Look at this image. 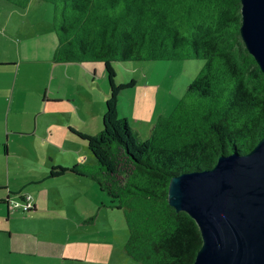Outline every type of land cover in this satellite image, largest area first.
<instances>
[{
    "label": "trees",
    "instance_id": "trees-1",
    "mask_svg": "<svg viewBox=\"0 0 264 264\" xmlns=\"http://www.w3.org/2000/svg\"><path fill=\"white\" fill-rule=\"evenodd\" d=\"M7 1L21 8L30 2ZM43 1L53 5V60L102 61L112 87L102 130L77 131L96 164L70 170L95 180L107 206L123 210L129 255L144 264H193L201 231L169 204L170 178L210 168L223 153L247 152L264 136V73L240 34L241 0ZM192 58L205 59L201 71L140 138L119 115L110 62ZM63 172L53 168L50 175Z\"/></svg>",
    "mask_w": 264,
    "mask_h": 264
},
{
    "label": "crops",
    "instance_id": "crops-1",
    "mask_svg": "<svg viewBox=\"0 0 264 264\" xmlns=\"http://www.w3.org/2000/svg\"><path fill=\"white\" fill-rule=\"evenodd\" d=\"M52 12V7L43 0H30L25 8L0 0V204L5 206V223L9 221L10 210L13 211L11 199L21 202L25 195L31 194L30 183L40 184L48 178L63 177L71 184L72 206L82 212L91 211L88 218L94 216L95 205L107 206L109 203V196L95 180L73 170L50 177L48 174L14 176L15 149L30 147L27 136L40 135L42 141L60 149L61 162L53 164L72 167L76 163L87 164L78 154L84 151L88 142L77 131L94 134L103 128L106 100L110 95L108 85L103 82L106 75L96 63L53 60L58 37ZM33 78L35 80L31 82ZM30 89L38 96L36 104L32 105V115ZM118 98V107L122 105V115L128 119L129 108L124 104V98ZM178 100L170 104L167 100L157 101L155 114L147 121L135 118L151 125L148 137L156 118L163 114L159 104L165 105L164 109L170 113ZM49 105L58 107L56 117L41 118ZM134 106L132 102V113ZM88 150L93 155L89 146ZM82 158L87 159V154ZM95 160L87 165L96 164ZM39 210L38 202L33 201V207L28 211ZM2 219L0 215V221Z\"/></svg>",
    "mask_w": 264,
    "mask_h": 264
},
{
    "label": "rangeland",
    "instance_id": "rangeland-1",
    "mask_svg": "<svg viewBox=\"0 0 264 264\" xmlns=\"http://www.w3.org/2000/svg\"><path fill=\"white\" fill-rule=\"evenodd\" d=\"M46 3L53 9L52 3ZM90 62L98 64L100 71L106 75L103 82L111 93L110 76L105 63ZM110 63L115 73L113 83L118 86L115 87L118 88V97L124 98V104L129 108L128 122L137 129L139 137L145 139L151 125L140 119L136 121L135 118L147 121L154 116L157 101L167 100L170 104L182 98L189 83L204 66L205 59L125 60ZM33 80L35 78L31 82ZM28 97L32 115V105L36 104L38 96L30 89ZM132 102L135 103L133 113L130 111ZM159 106L161 113L168 114L165 105ZM56 109L58 107L49 105L41 118H55ZM118 110L119 115L124 116L121 104ZM27 139L29 148L15 149L12 167L14 176L48 174L50 177L53 168L59 166L65 171L70 170L71 166L53 164L55 161L61 162L59 148L42 141L40 135H29ZM66 154L70 159V155ZM84 154H87V159L82 158ZM78 155L87 164L96 161L87 145ZM30 185L33 188L28 195L32 203L38 202L39 211L10 210L9 221L5 223V206L0 204V215L3 216L0 229L6 230L0 231V264H144L124 249L128 226L121 208L95 205V218L91 220L87 217L91 211L82 212L80 208L72 206L70 191L73 189L63 177L48 178L40 184ZM18 201L11 199L10 209Z\"/></svg>",
    "mask_w": 264,
    "mask_h": 264
},
{
    "label": "water",
    "instance_id": "water-1",
    "mask_svg": "<svg viewBox=\"0 0 264 264\" xmlns=\"http://www.w3.org/2000/svg\"><path fill=\"white\" fill-rule=\"evenodd\" d=\"M241 15L242 40L264 73V0H241ZM168 202L200 228L193 264H264V136L210 168L173 175Z\"/></svg>",
    "mask_w": 264,
    "mask_h": 264
},
{
    "label": "built area",
    "instance_id": "built-area-1",
    "mask_svg": "<svg viewBox=\"0 0 264 264\" xmlns=\"http://www.w3.org/2000/svg\"><path fill=\"white\" fill-rule=\"evenodd\" d=\"M31 207H33L32 198L30 195H25L23 200L21 202H17L13 206V210H29Z\"/></svg>",
    "mask_w": 264,
    "mask_h": 264
}]
</instances>
